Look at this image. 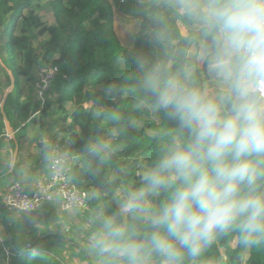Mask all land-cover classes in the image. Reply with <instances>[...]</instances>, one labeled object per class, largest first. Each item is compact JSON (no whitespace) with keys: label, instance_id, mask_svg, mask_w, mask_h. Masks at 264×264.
Masks as SVG:
<instances>
[{"label":"clouds","instance_id":"9594fccd","mask_svg":"<svg viewBox=\"0 0 264 264\" xmlns=\"http://www.w3.org/2000/svg\"><path fill=\"white\" fill-rule=\"evenodd\" d=\"M174 6L198 25L197 59L214 87L199 86L190 63L171 72L137 57L134 87L175 128L121 212L93 218L99 264H201L227 234L244 247L264 245V0ZM109 149L106 141L90 146L100 157Z\"/></svg>","mask_w":264,"mask_h":264},{"label":"trees","instance_id":"16d2710c","mask_svg":"<svg viewBox=\"0 0 264 264\" xmlns=\"http://www.w3.org/2000/svg\"><path fill=\"white\" fill-rule=\"evenodd\" d=\"M40 1L0 0V32L10 24L7 64L15 78L4 108L13 107L8 118L14 129L18 128L20 137L24 136L28 123L44 127L49 112H55L52 131L59 127L60 143L67 139L71 143L66 148L73 155L70 178L87 192L93 215L120 213L126 193L141 183L142 175L137 170H145V164L155 161L175 128L174 122L155 110L148 96L134 87L137 57L164 64L171 72L183 63H190L196 82L205 87L204 82L212 77L206 65L195 61L189 52L191 46L203 41L196 32L183 36L179 27L198 25L183 17L171 0L152 2L138 7V28L132 45L125 47L115 34L113 10L107 0H48L54 16L50 25H41L36 16ZM18 22L21 27L15 33ZM32 25L36 28L40 25L34 35ZM39 36L42 39L35 45ZM38 61L59 68L42 107L32 97L21 99L19 81L20 78L33 81ZM110 85L117 86V90L109 92ZM32 115L37 117L28 121ZM95 124L101 129L98 135ZM107 133L109 151L103 157L94 155L90 146L104 141ZM38 145L43 147L40 141ZM21 173L15 165L12 171L15 180H20ZM34 175L35 172L28 175L29 181H33ZM118 190L123 191L122 197ZM159 199L162 197L154 203ZM3 210L5 221L10 210ZM123 219L127 221L128 217ZM50 237L32 242L21 254H15L10 264H63L55 248L46 244ZM233 241L235 245L231 246ZM25 244L18 243L16 248L21 250ZM201 264H264V245L244 247L237 243L235 234H227L206 250Z\"/></svg>","mask_w":264,"mask_h":264},{"label":"crops","instance_id":"0c3cea01","mask_svg":"<svg viewBox=\"0 0 264 264\" xmlns=\"http://www.w3.org/2000/svg\"><path fill=\"white\" fill-rule=\"evenodd\" d=\"M171 1L174 4L176 3L175 0H171ZM42 6L39 7V10L42 8ZM24 13L26 14V11ZM41 13L42 12L38 14V10L36 11L38 17L40 16ZM50 14L52 15V20L48 25L54 23L51 9L48 15ZM115 18L116 16L114 14V20H113L114 29L116 28ZM19 24L20 22H18L15 27V31H14L15 33H17L20 30V28L18 29ZM181 26L183 25L181 24L179 25L181 34L183 36L187 35V33H185L183 30L184 26L183 27ZM5 30L3 32H0V91L2 98L5 95V93L9 91V87L11 84L10 73L8 72L10 68L6 62L4 63V60L7 58L6 42L9 36L8 34H6ZM31 30L32 32L35 31V33L37 31L33 28H31ZM37 38L39 41L42 39V37L40 36ZM201 46H202V42L199 41V44L193 45L189 49L192 58L197 62H199V60L197 59V53ZM199 64L201 63L199 62ZM19 81L22 88L21 99H25L28 96L34 99V91H33L34 79L32 82H27L25 79L20 78ZM204 85L207 88L214 87L213 79H208L207 81L204 82ZM1 101H0V111L3 112L4 110V112L7 115H9L8 112H12L13 107L11 108L9 105V107L4 108L5 103L2 106ZM35 115L38 114L36 113ZM35 115L30 116L28 121H30ZM12 124L14 126V123ZM23 125H25V123ZM38 125L39 124H37L36 122L28 123V126L25 129L24 136L20 137L23 143L22 145H20V143L18 142L19 140L17 137V134L19 132L18 128L15 129L16 143L10 138L9 135L3 143V147L0 152V202L3 194L6 192L7 186L13 180H15V178L12 175V171L14 167L11 168L10 163H11L12 152L16 145L18 147V152L16 156L15 165H17V168L22 172L19 181L24 185V187L27 190H30L35 180L44 176L47 171L48 160L46 159V157L50 154L49 148L52 145V141L50 140L49 134L45 135L44 137L43 136L37 137L40 134ZM32 136H34L35 141L34 139L32 140ZM45 137H47L48 139L46 141L47 143L44 141ZM38 141L42 143L43 147L41 148H44L43 151H45V153L41 152V148L38 145ZM30 142H34L37 146L36 150L33 149L30 151L32 152V154L28 153V149H29L28 145L30 144ZM21 154L23 156L28 154L29 158L31 156L30 162L28 164H25L24 160L21 159ZM25 159L28 158L25 157ZM33 172H35V175L33 177V181L31 182L28 179V175L32 174ZM9 210H10L9 214H6L5 216L6 220L4 221L3 216L1 218L4 223V227L5 226L8 227V230L7 231L4 230V231L6 234L8 246L14 253H15L14 248L17 249L16 247L18 246L16 245L18 243H22V245L25 243L31 245L32 242H34L35 240L40 238H45L50 235L52 237H50L46 241V244H51L52 245L51 248L53 249L55 248L54 251H56L57 255L61 256L63 262L69 260L67 259V257L70 255L68 254V252L69 249H73V248H77L82 253H84V255L82 256H88L87 255L88 252L84 250L85 248L91 249L90 243L86 242V240L91 237L94 231V226L92 224V220L94 218L92 214L93 211H91L89 214L86 215H80L77 211H71V212L60 211L57 205L52 203L44 205L42 208H40L35 212L13 211L12 209ZM1 212L3 214L4 210L2 209ZM56 237L58 238L56 239ZM75 259L77 258L75 257ZM94 260L96 261L94 262ZM94 260L91 259L88 260L87 262L84 259V257H80V258L78 257V264H90V263L99 264V260H100L99 256L97 257V259ZM67 263H70V260L69 262L67 261ZM0 264H5L4 255H0Z\"/></svg>","mask_w":264,"mask_h":264},{"label":"built area","instance_id":"2783aa9c","mask_svg":"<svg viewBox=\"0 0 264 264\" xmlns=\"http://www.w3.org/2000/svg\"><path fill=\"white\" fill-rule=\"evenodd\" d=\"M58 74L59 68L56 65L39 61L36 63L33 91L34 99L40 103V107L44 105L46 94ZM1 96L0 93V99ZM7 137L0 111V152ZM70 145L68 139L63 144L60 140L54 142L50 154L60 158L61 164L57 168L48 161L45 175L36 179L30 190H27L19 180H13L2 196L0 212L3 208L10 209V207L21 212H35L44 205L52 203L56 204L60 211H77L80 215L89 214L92 208L87 192L77 187L70 178L73 155L66 149ZM4 230L7 231L8 227H4L3 220L0 218V255H4L5 264H10L15 253L8 246Z\"/></svg>","mask_w":264,"mask_h":264},{"label":"rangeland","instance_id":"374dc122","mask_svg":"<svg viewBox=\"0 0 264 264\" xmlns=\"http://www.w3.org/2000/svg\"><path fill=\"white\" fill-rule=\"evenodd\" d=\"M107 1L110 3V5H111V7L113 9V20H114V14L116 16V18H115V21H116L115 32L116 33L115 34H116L117 38L119 39L120 43L123 46L130 47L132 45V43H133L134 32L137 30L138 24H139V10H138V7H142L143 8V7L148 6L152 2H158L160 0H123V1H121V0H107ZM39 5L40 6L43 5L42 8L40 10H38V14L40 12H42L40 14V16L38 17L40 19V21H41V25H48L50 23V21L52 20V15L51 14L48 15L50 13V6L48 4V0H41ZM36 16H38V15L36 14ZM53 20H54V16H53ZM20 27H21V22L18 25V29ZM31 27L33 29H35V30H38L40 25H38L37 28L34 25H32ZM181 27H183V26H181ZM183 30H184L185 33H188V32H192V33L196 32L197 33L198 32V26H194L193 28L192 27H184ZM5 32H6V34L10 35V24L9 23L6 25ZM34 33H35V31L32 32V34H34ZM38 43H39L38 38H35L34 44L37 45ZM5 62L7 63V58L4 60V63ZM119 65H121V61L119 62ZM0 93H1V91H0ZM1 99H2V96H1ZM1 99H0V101H1ZM67 105H69V104H67ZM56 117H57V114H55V112H52V113L49 112L48 117H46V123H45V125H43L44 127L38 125L39 130H40V134L37 137H41V136L44 137L45 135H48L49 132H50V129H51L50 135L52 137V142L59 141L58 139H61L62 132L59 133L60 130H59L58 126H56V127H58V130L56 128L54 131H52L53 130V125L55 124V120L54 119ZM96 117H99V113L98 112L96 113ZM100 133H101V131H100ZM108 134L109 133H107V135L104 136V141L109 143L110 140H109ZM17 137L19 139L18 142L20 143V145H22L23 143H22V140L20 139L19 133L17 134ZM33 139H34V136H32V140ZM47 140H48L47 137H45L44 141L46 142ZM34 141H35V139H34ZM28 147H29L28 153L32 154V152H30V151L33 150V149L36 150L37 146H36V144L34 142H30ZM25 157L28 158V159H25ZM30 158H31V156H30ZM30 158H29L28 154H26L25 156H23L21 154V159L24 160L25 164H28L30 162ZM149 166L150 165H146L145 164L146 168L149 167ZM143 172H144V170H137V174L143 175ZM117 193H118V195L120 197L123 196V191L118 190ZM0 217H2V213L1 212H0ZM46 229H48V228H46ZM90 238L87 239L86 242L90 243ZM234 245H235V242L233 241L231 243V246H234ZM84 251L88 252L87 253L88 256H82V255H84V253H82L77 248L69 249L68 254H70V255L67 257V259L70 260V263H67V261L69 262V260L64 261V262L62 260V263L63 264H78V257L79 258L80 257H84V259L87 262H88V260H91V259H93V260L97 259L98 254L92 247H91V249L85 248ZM75 257L77 259H75ZM95 261L96 260H94V262Z\"/></svg>","mask_w":264,"mask_h":264},{"label":"water","instance_id":"95a60500","mask_svg":"<svg viewBox=\"0 0 264 264\" xmlns=\"http://www.w3.org/2000/svg\"><path fill=\"white\" fill-rule=\"evenodd\" d=\"M8 72L10 73V79H11V84L9 87V91L11 92L12 89L14 88L15 78H14V75H13L11 70H9ZM9 91L6 92L2 98V101H1L2 106L6 101V98L8 96ZM1 114H2V118H3L4 130L10 136V138L16 143V135H15V130H14V126H13L12 122L9 120L8 115L4 112V110H3V112L1 111ZM94 131H95V134L98 135L100 133L101 129L95 124L94 125ZM17 152H18V147L16 145L13 152H12V156H11V163H10L11 168H13L15 165ZM10 209H12L13 211H17L13 207H10ZM29 245L30 244L24 245V247L21 250H17L14 248V251L16 254H21L23 251H25L29 247Z\"/></svg>","mask_w":264,"mask_h":264}]
</instances>
